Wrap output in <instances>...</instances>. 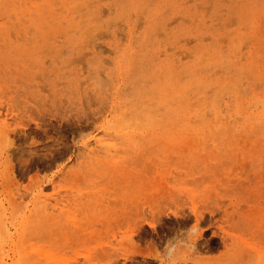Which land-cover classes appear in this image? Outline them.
I'll return each mask as SVG.
<instances>
[{
    "label": "rangeland",
    "instance_id": "rangeland-1",
    "mask_svg": "<svg viewBox=\"0 0 264 264\" xmlns=\"http://www.w3.org/2000/svg\"><path fill=\"white\" fill-rule=\"evenodd\" d=\"M264 264V0H0V264Z\"/></svg>",
    "mask_w": 264,
    "mask_h": 264
},
{
    "label": "clouds",
    "instance_id": "clouds-1",
    "mask_svg": "<svg viewBox=\"0 0 264 264\" xmlns=\"http://www.w3.org/2000/svg\"><path fill=\"white\" fill-rule=\"evenodd\" d=\"M198 228L188 230L187 239L166 252L165 264H181V261L196 251Z\"/></svg>",
    "mask_w": 264,
    "mask_h": 264
}]
</instances>
